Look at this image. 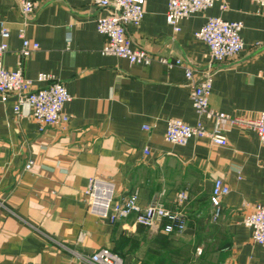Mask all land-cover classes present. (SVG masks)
Returning a JSON list of instances; mask_svg holds the SVG:
<instances>
[{
  "label": "crops",
  "instance_id": "obj_1",
  "mask_svg": "<svg viewBox=\"0 0 264 264\" xmlns=\"http://www.w3.org/2000/svg\"><path fill=\"white\" fill-rule=\"evenodd\" d=\"M34 1L26 19L19 0H0V43L2 25L11 32L3 63L15 69L22 60L35 88L48 83L39 82L38 73L55 75L72 95L65 106L71 119L40 131L29 104L17 113L16 95L0 97V264H85L82 256L104 247L124 264H264V248L243 223L264 204L258 133L229 127L225 146L208 138L186 145L166 141L169 118L195 124L200 116L185 68L160 61L183 59L199 78L211 58L195 33L209 16L242 21L244 50L215 63L210 106L231 116H257L264 110V7L226 0L222 10L217 2L182 20L176 32L167 21L169 0H145L141 24L127 26L133 44L155 57L145 66L102 53L106 37L97 18L103 11L92 0ZM21 28L40 44L28 57L20 55ZM203 120L208 130L215 128ZM94 176L112 181L117 198L137 191L142 206L178 208L177 195L186 190L185 230L139 225L134 214L112 223L91 213L84 191ZM217 178L230 193L214 220Z\"/></svg>",
  "mask_w": 264,
  "mask_h": 264
},
{
  "label": "built area",
  "instance_id": "obj_2",
  "mask_svg": "<svg viewBox=\"0 0 264 264\" xmlns=\"http://www.w3.org/2000/svg\"><path fill=\"white\" fill-rule=\"evenodd\" d=\"M103 13L97 18V29L106 37L102 48L105 55H117L127 59L131 64L150 65L155 57L147 50L136 47L128 35L127 26H139L145 16V0H92ZM264 7V0H252ZM220 2L222 10L228 8L226 0H169L167 21L176 32L181 30V21L194 13L209 9ZM21 11L29 19L37 7L34 0H19ZM242 21H230L220 16H209L202 27L195 33L196 37L205 41L209 47L211 58L210 66L196 78L193 68L183 59L169 61L161 58L160 61L169 67L183 66L185 74L192 85L191 98L200 118L195 124H190L179 118H169L165 139L169 143L186 145L193 138H208L213 145L225 146L228 144L226 130L232 126H244L256 131L264 146V110L255 117L241 115L231 116L210 106V97L213 87L214 65L238 57L244 50V41L241 31ZM10 29L3 24L0 43V97L7 101L9 96H17L15 111L21 110V105L29 104L32 114L39 125L40 131L47 126H60L70 121V113L65 106L72 100V95L66 85L55 75L46 72L38 73L39 82H48L46 86L34 87V82L23 72V62L18 61L15 69L7 68L3 63V55L9 50L8 39ZM22 39L20 55L28 57L40 48L37 41L27 38L23 28L19 31ZM215 123L213 130H208L204 120ZM145 153H149L146 148ZM33 161L27 164L30 168ZM89 211L98 217L115 223L121 219L135 215V222L148 227L157 224L163 225L166 233H180L187 226L186 214L183 206L189 200L186 190L177 195L179 207L172 209L162 202L142 206L139 194L134 191L125 197L117 198L115 184L102 177H91L84 191ZM230 193V186L221 178L215 179L211 193V203L214 206V220L221 215L222 200ZM243 223L252 229L253 240L264 248V204L255 205L253 211L247 214ZM81 236L80 238H82ZM85 264H124L123 258L104 247L95 252L82 256Z\"/></svg>",
  "mask_w": 264,
  "mask_h": 264
},
{
  "label": "trees",
  "instance_id": "obj_3",
  "mask_svg": "<svg viewBox=\"0 0 264 264\" xmlns=\"http://www.w3.org/2000/svg\"><path fill=\"white\" fill-rule=\"evenodd\" d=\"M144 226V225H143Z\"/></svg>",
  "mask_w": 264,
  "mask_h": 264
}]
</instances>
